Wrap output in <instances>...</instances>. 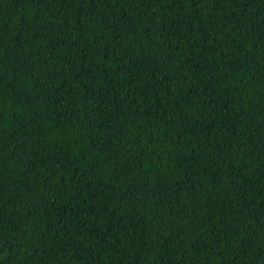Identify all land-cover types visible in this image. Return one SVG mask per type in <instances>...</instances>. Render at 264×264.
Returning a JSON list of instances; mask_svg holds the SVG:
<instances>
[{"label": "trees", "instance_id": "trees-1", "mask_svg": "<svg viewBox=\"0 0 264 264\" xmlns=\"http://www.w3.org/2000/svg\"><path fill=\"white\" fill-rule=\"evenodd\" d=\"M0 264H264V0H0Z\"/></svg>", "mask_w": 264, "mask_h": 264}]
</instances>
